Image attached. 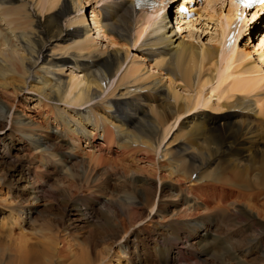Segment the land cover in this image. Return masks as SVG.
Listing matches in <instances>:
<instances>
[{"label": "bare ground", "instance_id": "6f19581e", "mask_svg": "<svg viewBox=\"0 0 264 264\" xmlns=\"http://www.w3.org/2000/svg\"><path fill=\"white\" fill-rule=\"evenodd\" d=\"M59 1L47 0L46 5L50 10ZM211 1L206 0L201 8L204 9L203 16L212 21L211 28L215 33L209 40L212 46L207 47L199 45L194 48L182 38L174 45L177 39L165 35L168 24L165 21L170 10L165 12L167 16L159 13L166 7L146 14L136 11L129 0H120L112 7L115 14L109 23L105 17L99 19L100 29L96 37L101 35L107 40L106 51L97 48L96 39H90L95 35L93 30L83 32L74 29L69 32L61 28L60 21L66 19L71 11L68 0H63L59 10L47 16L41 26L38 25L40 14L37 10L30 14L36 18L35 35L15 36V29L11 28L8 33L13 36L9 37L0 29V48L10 46L11 50L3 52L0 49V87H10L11 78L23 73L24 84L32 80L39 86L34 96L24 100L29 102L34 98L30 109L44 115L41 122L22 115L13 118L9 116L12 107L0 101V130H7L0 137V181H9L10 184L5 187L10 189L12 198V204L6 211L0 210V264H56L59 244L82 231V239L76 238L79 248L72 264H102L103 255L99 250L103 248L109 252L108 244L118 245V264L123 257L129 264H264V185L254 195L256 202L261 204L262 212L247 202L238 203V197L234 196L237 190L234 189V194H230V197H235L233 202L224 204L216 201L214 210L208 211L199 205L194 192L186 185L195 174L196 182H205L204 185L211 187L215 185L208 182L211 178L215 176V180H221L220 171L229 170L235 180H228L229 187L244 188L237 176L243 175L247 166L258 171V180L264 184V102L259 105L261 100L253 98V102H248V99L241 98L242 94L251 96L257 79L230 81L227 75L221 79L219 76V71L224 72L228 62L236 60L232 55H237V40L247 22L246 19L241 22L232 46L228 47L226 37L239 16L238 8L229 0V8L224 15H219L220 8H215L217 14H212L214 7L210 6ZM6 2L0 0L1 20L6 17ZM23 2V5L26 2L34 4L33 0ZM75 3L82 11V3L79 0ZM133 15L137 18L133 19ZM159 19L161 24L155 29L154 37L149 38L143 47L156 51V59L167 58L160 70L162 72L163 69L164 75L157 78L161 83L163 77H168L166 84L156 87L155 83H147L148 79L140 81V68L132 63L120 80V83H137L132 86V91L124 89L125 92H121L123 89L116 86L112 97L108 94L96 104L85 107L83 111L86 113L74 110H71L72 114L68 113L65 107L86 106L103 94L104 72L113 79L112 74L120 71L128 59L130 39L134 47L148 27ZM256 32L264 34V31ZM4 34L6 36L2 37ZM72 36H81L78 51L85 53L86 57L72 53L71 58L61 56L54 60L46 54L49 42L69 41L65 49H71ZM109 47L112 49L108 50ZM14 49L21 50L24 58L13 56ZM260 54L264 64V47H261ZM227 56L226 66L219 70L217 60ZM64 63L73 64L77 70L71 71L65 80L64 70L59 68ZM163 63L164 59L155 65L158 67ZM248 65L250 69H243V78H249L244 73H251L249 75L252 76L256 71L254 61H249ZM216 78V82L221 80V83L214 87L215 92L217 87L229 81L228 91L223 89L220 95L224 94L226 100L235 97L236 102H227L229 108L226 114H197L196 125L187 132L188 138L184 139L180 153L163 154L164 159L168 157L166 163L156 167L155 153L184 114L182 110L206 107L207 100L212 96L203 98V89ZM194 79L199 88L196 97L189 98L186 104L176 105L181 97L171 85L178 80L193 87ZM151 91L156 93L151 96ZM157 93L161 102L153 97ZM234 93L239 94L232 96ZM250 103L256 107L253 109ZM226 105L224 107L227 108ZM115 111L116 116L113 115ZM138 112L149 119L138 122ZM107 117H114L118 124L103 120ZM170 121L173 124L169 126ZM185 124L181 121L178 129L184 130ZM134 125L140 130L139 137L131 134ZM143 138L145 141H141ZM186 141L196 146V155L184 149ZM81 143L93 148L80 151ZM114 143L118 150H114L112 156L107 149ZM198 144L203 148H198ZM141 148L149 155L143 154ZM125 161L135 162L136 165L126 163L125 167ZM165 179L171 183L164 182ZM45 198L61 203L60 214L56 215L58 219L53 220L55 225L33 217L37 213L36 205ZM253 210L256 212L253 213ZM48 212L44 210L38 216L44 221L47 217L44 213ZM259 216L261 219H258ZM37 222H42L40 225L46 229H53L50 242H45L50 246L44 248L38 241L31 244L20 242L18 247L13 244L16 256L13 254L15 259H11L7 252L11 248H2L6 243L5 232L11 236L12 227L23 223L32 226ZM39 248H43L41 252Z\"/></svg>", "mask_w": 264, "mask_h": 264}, {"label": "rangeland", "instance_id": "374dc122", "mask_svg": "<svg viewBox=\"0 0 264 264\" xmlns=\"http://www.w3.org/2000/svg\"><path fill=\"white\" fill-rule=\"evenodd\" d=\"M6 1L7 2L4 5V7H7L6 17L5 18L2 17V20L0 18V29H2L4 32H6V35L8 34L7 36H9V37L13 36V35H10V33H8L9 32L8 30L12 31L11 28H14L16 30V31L14 30L15 36L22 35V34L26 35V36L35 35L36 34L35 32L37 30V25H35L34 20H36V18L30 16V14L31 13L33 14V12H35V10H37V12L40 14L38 17V19L40 20V23L38 25L41 26L43 24V22H45V19L47 18V16L53 15L59 10L61 3L63 2V0H60L57 4L53 5L52 9L49 10V8L46 5L47 0H33V2H32V4L34 3L33 5H29V3H27V2L25 5H23L24 0H20V2L16 1V0H6ZM68 1L70 4L69 7H70L71 11H70L69 16L66 19H63L60 21L61 28L67 29V30H69V32H72L74 29L80 30L83 32H85L86 30H93V34H95V35L92 36L90 39H96V43H98L97 48L101 49V51H106L104 49L107 45V40L102 39L101 35L99 37H96V35H97L96 32L99 31V29H100L99 19L102 17H105L107 19V22L109 23L110 18H112V16L115 14L112 7H115L116 3L119 2L120 0H79L82 3V7H83L82 11H79L80 7L75 3V0H68ZM38 2L40 4H39V6H37V8H35V6L37 5ZM210 6L216 8V9L221 8L223 11H226L228 8V6L226 7V2H224V1H213L210 3ZM83 15L86 16L85 19H83V17H82ZM169 15H170V12L168 13V16ZM95 16H96V18H95ZM136 18H137V16L133 15V19H136ZM167 19H169V18H167ZM118 20H120V18ZM80 21L82 23H79ZM167 22H168V24H166ZM205 22H207V23L205 24ZM72 23H75V24L71 25ZM169 23H170V21H168V20L165 21V24H166L165 35L172 38L173 40L177 39V41L174 43V45L182 38L183 41L185 40L186 42L192 44L193 47L195 46L197 48L199 45L207 47L208 45H210L209 40L211 38H213L215 35L214 29L211 28L212 21H209L206 18H204L202 20V22L196 23V26L194 29H192V30L188 29V30H186L187 33L186 32L183 34L181 33L180 35L175 30H172L173 27L171 26V23L170 24ZM160 24H161L160 19L157 20L154 25L151 24L148 27L147 31H145V33L143 34L144 36L140 39V41L134 47H133V45L131 43V39H130L129 55H128V59L125 61L124 65H123V68L120 71H118L116 74H112L113 79L106 72H104V74L106 75V80L102 81V90L104 92L99 98L94 100V102L91 101L86 106H83L80 108H78L76 106L75 107L70 106L68 108L65 107V110L68 109L66 111L70 114H72L71 110H74L75 112L81 111L83 113H86L85 110L83 111V109L85 107L96 104L100 100L104 99V97H106L108 94L111 95L110 97H112L113 96V94H112L113 89L116 86H120L121 89H123L121 92H125L124 89H126L127 91H132L134 89V87H132V86L134 84H137V83H132V81H130L129 83L127 81L120 83V80H121V77L124 75V73L133 64L138 65L140 68V75H141L140 81L143 79H148L147 83H155L156 87L160 86V85L163 86L164 84H166L168 77H163L164 79L161 83H158L157 78L160 77L161 74H163V69H162V72H160V70L164 66L167 58L166 57L163 58L164 63L157 67L155 64L158 63L159 61H162L163 59L162 58L156 59L154 56V53L156 51H153V49H148V48L145 49L143 47V44L149 38L154 37V35H155L154 31H155V29L159 28ZM255 29H257V27H255V28L253 27L250 30V31L254 30V32H252L251 35L242 36V39H240V41H242V42H238L237 55L236 54L232 55L236 60L231 57L232 58L231 60L234 59L235 61H231L232 63H230V62L227 63V67L229 69L226 67V70L224 72H223V70L222 71L220 70L221 67L226 66L224 64L226 63L229 56L221 58L220 61L218 59L219 58V56H218L217 62H219V66H220V67H218V69L220 70L219 71L220 79L223 76L225 77V75H227L226 77H228V80H230V81H232V80L237 81V80H242V79H246V80L257 79V81L254 82L255 83V87H254L255 89H254V92L253 91L251 92V96H249L250 94H248V95L242 94V97L240 95L239 96L241 98L246 99V100L248 99L247 100L248 102L249 101L253 102L254 99L261 100L259 102V105H260L262 103V101L264 102V100H262V99H264V85H263L264 84V64L262 63V60H263L262 57H259V51H257V43H258L259 38H258V32H256ZM6 35L4 34L2 37H5ZM249 37H250V39H248ZM132 38H134V33L132 34ZM72 39H73V44H72V46H69V47H71V49H65V47L67 48V46L70 44L69 41L64 42V43H62V42H49L50 44H47V53L46 54H48L54 60L60 58L61 56H67L68 58H71L69 56L72 53H74L76 55L85 56V53L80 54L78 51L79 42H81L80 41L81 36L76 37V38H73V36H72ZM1 41L2 40H0V43H1ZM8 42H10V44H11V41H8ZM203 44H205V45H203ZM210 46H212V45H210ZM9 47L1 46L0 49L3 52H9V51H11V50H9ZM110 49H112V48L109 47L108 50H110ZM61 50H62V52H61ZM63 50H68V51H63ZM63 52H67V53L64 54ZM238 54H239V56H238ZM247 55H248V57H246ZM13 56L24 58V55H22L21 50L16 51L14 49ZM236 57H238V58H236ZM249 61H252V62L254 61L255 65H256V71L253 72V74L257 73V75L252 74V76H250L251 73H244L245 76H247V74H248L249 78L245 77V76H244L245 78H243L241 76L242 72L244 71L243 69H250L249 68L250 66L249 65L247 66ZM239 63L241 65H239ZM242 66H244V67H242ZM59 68H63V70H64V74H63L64 80L69 77V74L71 71H77L73 68V64L64 63ZM239 68L240 69L242 68L241 69L242 71H239L240 70ZM55 69H57V67H55ZM229 70H230V72H229ZM210 72L212 73V71H210ZM235 72H237L240 75H237V73H235ZM234 75H235V77H234ZM231 76H233V77H231ZM240 76H241V78H240ZM258 76L262 78L261 81L263 83H261V81H259L260 79L258 78ZM37 78L39 80L38 76H37ZM22 80H23V73H20V75L13 76L11 78L12 82L10 84V87H12V88H10V87L5 88L4 86H1L0 87V101H2L3 103H6L7 105L12 107V110L9 114L10 117L14 118L17 115L18 116L22 115V116L28 117L32 121L41 122L43 120V116H44L42 114V112L36 114V112H34L33 110L30 109L32 107V103H33L32 100H34V98L32 100H30L29 102L24 100V98L28 99V98H31L32 96H34L36 94L35 93L36 88H38L39 86H37V84L35 82H33L32 80H28L27 83L25 82L26 84H24L23 83L24 80L23 81ZM173 80H174V78H173ZM216 81H217V78L213 81V83L211 85H208L203 89V93H202L203 98H204V96H206V98H208V96H212L210 100H207L208 104L206 107L203 108V107L199 106V107H197L191 111L188 108H184V110H182L184 112V114H182L180 116V119L177 122V124H175L174 127L170 130L169 134L167 135L165 140L163 142H161L159 149H157V151L155 153L156 167H158V165L160 163H166V160L168 159V157H166V159H164L163 154H168L170 156V154L180 153L181 146L183 144L184 139L188 138V136L186 135L187 132L190 129L194 128V126L196 125V115L197 114H199V113L210 114V112L212 114H215V115L226 114L228 112L227 109L229 108V106L226 104H228V103L232 104V103L236 102V101H234L235 97H234V99L230 98V99L226 100L224 97L225 96L224 94L220 95L221 92L223 91V89L225 91H228L229 81H226L225 83L221 84V86H220L221 88L217 87L218 90H216V92H215L214 87H216L217 85H219V83H221V80L218 83ZM258 81L260 83H258ZM3 82L6 84V80ZM108 82H109V85H108ZM116 82H117V84H116ZM174 83L175 84H173L171 86L175 87V91L177 92L178 96H180L182 98V99L181 98L178 99V101L176 102V105H181V103L186 104L185 102H187V100L189 98H191L193 96L196 97V91L199 90V88L196 87V79H194V82H192L193 87H191L190 83H183L180 81L178 82V80H176V82H174ZM141 84H143V83H141ZM225 85H226V87H225ZM256 86L258 87V89H256ZM219 89H221V90H219ZM13 90H15L14 93H11ZM211 90H214V91L211 92ZM5 92H7V93L4 94ZM150 93L152 96V93H156V92L151 91ZM254 93H255V95H254ZM158 94L159 93H157L153 97H156V100H159L158 102H161ZM237 94H239V93H237ZM237 94L234 93L233 95L232 94L231 95L235 96ZM219 95H220V99H217L219 97ZM244 95H246V97H244ZM257 96H259V97H257ZM203 98L201 97V100ZM195 101H196V99H195ZM224 105H226L227 108L224 107ZM250 105L253 107V109H254V107H256V105H252L251 103H250ZM99 107H100V109L102 108V106H99ZM213 109H214V111H213ZM146 110H147V108H146ZM216 110H218L217 113H216ZM100 113H102V112H100ZM41 114H42V116H41ZM113 115L116 116L117 112L115 111V113ZM138 115L140 118L138 120V122H144V121H147L146 119H149V118L145 119V116H142V114H139V112H138ZM76 119H77V117H76ZM103 120H107L108 122H110L114 125L118 124L114 117L103 118ZM181 121L186 122V124L184 126V130L178 129V125L180 124ZM132 123L128 125V128L132 125ZM55 124L56 123L54 121L53 125H55ZM172 124H173V121H170L168 123L169 126ZM144 126L146 127V123H144ZM133 129L134 130L131 131V134H133L134 137H139V131L140 130H138L135 127V125L133 126ZM5 131H7V130H3V131L0 130V137L1 138L4 135ZM114 131H116V130L114 129ZM145 135H146V132H145ZM141 141H145V138H143ZM80 145H81L80 151H83V152H84V150L89 151L93 148L92 146L85 145L84 143H81ZM155 145H157V144H155ZM198 148L201 149V148H203V146L198 144ZM184 149L188 153H192V154L196 155V152H197L196 146H192L188 141H186V146H184ZM108 150L110 151L109 155L113 156V151L118 150V149L115 147V143H114L112 146H110L109 149H107V151ZM140 150H142L143 154L149 155L142 148ZM262 150L264 151V148H262ZM163 161H165V162H163ZM123 163H125V167H126V163H128V161H125ZM195 163H196V161H195ZM133 164L136 165L135 162L128 163V165H133ZM245 169L246 170L243 173V175L237 176L242 181L244 188L240 187L238 189H235L233 187H229V184H227L228 180H234V176L229 170H225V172L220 171L221 174H219V176L222 177L221 180H215L216 179L215 176H214V178H211L208 182L215 184L211 187L204 185L205 182H203V184H201L200 182L199 183L196 182V179H195L196 175L195 174H193V176L191 177V179H190L191 182L187 183L186 185L194 192V198H195V200L197 198L199 205L201 207L203 206L204 209H206L208 211L214 210V208L216 207V205H215L216 201L220 200L222 203L228 204L230 202H233L235 197H238V201H237L238 203L247 202V204H249L251 207L262 212L263 210H262L261 204H260V202H258V203L256 202L257 199L255 198L254 195L257 192V190L259 188H261V185H264V184L259 182L258 171L254 167L251 169L249 166H247ZM224 179L226 180V182H223ZM1 180H3V181H0V210L6 211L8 206H10L12 204V202H11L12 201L11 191L9 188L5 187V185L10 184V183H9V181H6L4 179H1ZM155 180H156V182L158 181V179L156 177H155ZM163 181L166 183H169V184L171 183L169 179H165ZM225 184H227L226 186H228V187H226ZM232 189L237 190V193L234 195L235 197L234 196L230 197V194H232V195L234 194V191ZM60 204L61 203L59 201L53 202L51 199H48V198L41 200V202H39L38 205H36L37 213L33 215L34 219H41L42 222H47V223L50 222V223L55 225L53 220L58 219V218H56L57 217L56 215L60 214V211H59V208H60L59 205ZM44 210H48L49 214L44 213V215H47V217H45L44 221H43V219L41 217H39L38 214L43 213ZM256 210H253V213H255ZM258 219H261L260 216L258 217ZM260 221H262V220H260ZM42 222L34 223V225H32V226H28L27 223L26 224L23 223L21 225L12 227L11 236L8 235L7 232H5L6 234H4L3 236L5 237L6 243H3L4 246L2 248H5V247L11 248V250L7 249L8 250L7 252H9V256H11V259H15L14 255L16 256V251H15L16 248H13V244L17 246V244H20V242L26 241L27 244H31L32 242L38 241V244L41 243L44 248H48L50 246V244L46 245L45 242H50V238H51L50 236L53 235V229L49 230V229L44 228V226L40 225ZM145 222L146 221H144V223ZM7 228L8 227L6 226L5 229H7ZM173 232H174V230H173ZM173 232H171V234H170L171 236L173 235ZM83 234H84V232L82 231L78 234H75L72 237H68L66 240H63L59 244L60 251L58 252V254H56L59 259H58V262L56 264H72L73 263L74 257L76 256V254L78 252L77 249L79 248L76 246L78 244L76 238L80 237L82 239ZM1 243H2V240L0 241V244ZM117 246L118 245H115V244H108L107 251H109V252H106L105 249H103V248H101L99 250V252H101V255H103V261L101 262L102 264L103 263L104 264H118L117 255H119V248ZM72 248H73V250H71ZM80 248H84V247L80 246ZM42 249L43 248H39V251L41 252ZM119 264H129V263L127 260L124 261V257H123L119 261Z\"/></svg>", "mask_w": 264, "mask_h": 264}, {"label": "snow or ice", "instance_id": "6c2138e0", "mask_svg": "<svg viewBox=\"0 0 264 264\" xmlns=\"http://www.w3.org/2000/svg\"><path fill=\"white\" fill-rule=\"evenodd\" d=\"M175 2V0H160L159 7H164L165 5H168L171 7V5ZM253 2H260L264 3V0H239V3L243 4L244 6H250ZM183 11V8L180 9Z\"/></svg>", "mask_w": 264, "mask_h": 264}]
</instances>
